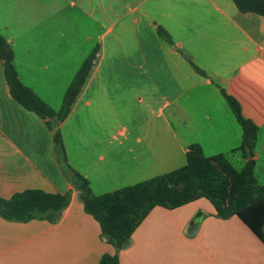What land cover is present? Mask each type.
<instances>
[{"label":"crops","instance_id":"crops-1","mask_svg":"<svg viewBox=\"0 0 264 264\" xmlns=\"http://www.w3.org/2000/svg\"><path fill=\"white\" fill-rule=\"evenodd\" d=\"M0 35L22 83L56 112L99 47L60 123L14 100L0 60V197L70 194L55 221L0 216V264H99L106 254L119 264H264V243L206 198L155 207L117 250L85 211L54 144L59 131L69 165L95 195L182 168L194 144L240 171L243 129L223 88L258 127L254 175L264 186L263 16L241 13L233 0H0Z\"/></svg>","mask_w":264,"mask_h":264},{"label":"trees","instance_id":"trees-1","mask_svg":"<svg viewBox=\"0 0 264 264\" xmlns=\"http://www.w3.org/2000/svg\"><path fill=\"white\" fill-rule=\"evenodd\" d=\"M233 1L241 13L264 17V0ZM158 33L173 45L166 30L159 27ZM98 51L99 47H96L83 62L64 95L61 109L56 112L22 83L14 64V52L0 35V60L12 97L28 111L44 119L55 118L58 123L70 114L94 67ZM193 66L206 76L204 71ZM221 92L243 129L240 150L248 160L240 171L224 155L207 157L201 147L194 144L189 147L187 163L182 168L114 192L95 195L89 181L69 165L62 135L55 132L54 144L64 174L74 182L85 211L100 224L102 236L117 250L128 244L133 232L155 207L175 209L201 198L209 200L222 219L238 216L264 243V186L258 185L254 175L258 127L243 116L236 98L223 88ZM69 202L70 194L28 189L9 199L0 197V216L20 222L37 218L55 221ZM99 264H119V259L117 255L106 254Z\"/></svg>","mask_w":264,"mask_h":264}]
</instances>
